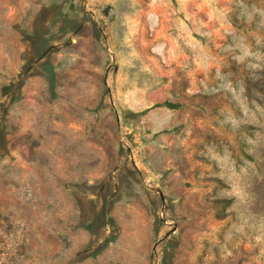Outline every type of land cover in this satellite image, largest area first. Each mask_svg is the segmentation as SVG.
I'll return each instance as SVG.
<instances>
[{
	"label": "rangeland",
	"instance_id": "rangeland-1",
	"mask_svg": "<svg viewBox=\"0 0 264 264\" xmlns=\"http://www.w3.org/2000/svg\"><path fill=\"white\" fill-rule=\"evenodd\" d=\"M0 264H264V0H0Z\"/></svg>",
	"mask_w": 264,
	"mask_h": 264
}]
</instances>
